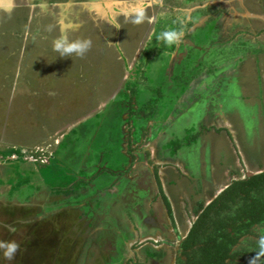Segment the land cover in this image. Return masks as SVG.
<instances>
[{"label": "rangeland", "instance_id": "rangeland-1", "mask_svg": "<svg viewBox=\"0 0 264 264\" xmlns=\"http://www.w3.org/2000/svg\"><path fill=\"white\" fill-rule=\"evenodd\" d=\"M141 8L140 23L118 14ZM64 16L69 40L88 39L91 48L60 57L45 50L54 38H37L35 48L27 43L22 66L21 36L55 34L49 25ZM168 29L183 31L179 44L156 39ZM186 85L173 101L171 90ZM81 92L88 107L100 97L104 105L82 125L85 143L72 132L58 153V137L23 151L39 127L56 128L79 113ZM174 140L171 156L164 145ZM0 141V240L19 244L14 264H152L137 249L127 260L124 250L135 196L128 178L159 182L176 204L187 197L191 209L246 175L234 163L239 151L249 172L264 170V0H0ZM149 144L162 162L157 168L147 161ZM44 157L48 164L40 163ZM117 166L122 171L105 174ZM254 232L264 235V226Z\"/></svg>", "mask_w": 264, "mask_h": 264}, {"label": "crops", "instance_id": "crops-1", "mask_svg": "<svg viewBox=\"0 0 264 264\" xmlns=\"http://www.w3.org/2000/svg\"><path fill=\"white\" fill-rule=\"evenodd\" d=\"M65 18H66L65 16L61 18H57V22H54L52 25H49V28H51L52 30L54 28H58L57 30L58 32L55 34L50 35L49 33H46L47 35H41V33H36L37 31L33 29L32 32L28 34L26 37L24 34L21 36V45H20L21 51H19L18 54H19V61L21 60L22 64L21 63L20 64L22 66L24 65L23 64L24 57L27 53V43L29 41H34L31 47L35 48L36 46L35 42L37 38H39L41 41H46V40L51 39L49 37H52L54 38L53 40H55L60 35H65L67 33V30L71 28V25L69 24L70 22L66 20ZM35 27L36 26H34V28ZM48 31H50V29H48ZM45 50L47 53H50L51 50H53V47H51V45H48L46 46ZM33 52L35 53L36 50H34ZM27 59H26V63H27ZM30 66L32 69L36 68V70L41 67V65L34 64V63L30 64ZM42 89L46 90L47 92L50 88H48L47 86H44ZM29 92L31 93V91ZM83 95H84V92H81L78 96V99L80 100L79 104H81L82 101H84V105L81 106L82 107L81 110L76 116H74L73 119L72 118L63 119V122L56 128L52 127L50 129V125L47 126V129H45L44 127H39L40 132L39 134H36V136H38L39 138L35 142L31 143L30 145L29 144L20 145L22 150L24 151V150L32 149L36 147L37 145L49 140L50 138L58 137V140L54 144L56 148L55 152L58 153V150L61 148V142L64 141L67 136L71 135L72 132H76L74 138H75V142L78 143L79 146H81L82 141H84L85 143V140H83V138H86L87 135L85 134L82 128V125L86 123L87 121L98 117V114L100 113L101 110H103L104 105H103L102 97H100L99 100L97 99L96 101H94L95 103L92 101L90 104L91 107L90 105L88 107L87 104H89V102L85 104L87 98L83 99ZM86 96H87V92H86ZM117 126L118 128H116V130L118 129L119 131V124ZM224 128L226 130H229L227 127H224ZM125 131L128 132V128ZM228 132L230 134L234 133L233 129H232V132L230 130ZM160 135L162 137L166 136L163 133H161ZM120 139L121 138H120V131H119L118 140ZM0 142L2 143L0 145L5 144L4 143L5 141H0ZM176 142H178V140H174L173 142H167L164 146H167L168 144H174ZM76 143H73V144L76 145ZM118 145H117V148H118ZM151 147H152V144H149L144 147L148 155L147 161L152 162L155 168H157V166L161 164L162 162H160L159 160L155 158V151L152 150ZM88 149L89 148H87L86 152H88ZM175 151H177V149ZM175 151L172 152L170 149L169 151L170 155L173 156L175 154ZM239 152L240 153H238V155L240 154L239 157L241 158H238L239 159L238 160L235 157L236 161H234V163L237 162L236 167L239 164V166L241 165V167H244L246 169V172L248 173H252V174L259 173L257 171L249 172L247 170L246 163L249 161V158L245 157L242 154V151H239ZM254 161L256 162V159ZM216 164H219V163L215 162V167L216 166L221 167ZM197 165L198 164H196V162L193 161L192 169L195 172L198 171ZM224 165L225 164H223L222 166ZM253 168L257 169L258 165L254 166ZM105 169H108V168H105ZM223 169L224 170L222 171V175L227 176L226 171L228 170V168H223ZM78 170L81 171V169H78ZM108 171L105 173L106 175H109L110 172L111 173L120 172L122 171V168L117 166L116 168H112L111 171L109 172ZM102 173L103 172H100L98 174L101 175ZM99 175L93 176L94 180ZM185 177L187 176L185 175ZM136 179H137L136 177L135 178L130 177L128 178L129 182L127 183V186H130L132 184L135 185L133 187V193H131V194H134L135 196H132V195L129 196V199H128L129 203L127 206L128 207L127 208L128 209V221H129V227H127L128 228L127 233L130 237L127 239L125 243H123L124 247L126 246L128 242L131 243L129 246V252L126 247L124 248L125 252L128 253L127 260H134L133 259L134 253L131 250L137 249L139 252L142 251L144 257L150 259L152 264H176L177 258L184 263L185 258L180 255L181 251L179 250V247H180V244L185 240L186 236L188 235L194 221L196 220V216L201 211L197 208L198 204L202 203L203 208L206 207L219 193H221L228 186L229 183L227 185L222 186L220 189H218L215 195H213L210 199L205 200V202H203V200H198V202L191 209H188L187 207L188 204H187V201L185 200L187 197H184V198L178 197L180 201L178 204H176L175 196H173L172 193L170 192V188L168 189L169 192H167L163 185L160 187L159 182L158 183L155 182L153 183V185H149V181L147 180L148 181L147 183V181H144V178H139V180L138 179L136 180ZM94 184H96L98 187L97 183L94 182ZM104 188L105 187L99 190H103ZM136 188L138 192H136ZM127 190H129V188ZM149 191L151 192L152 197H147ZM10 193L7 198H11L10 195L12 196V194ZM114 193L115 191H113V194ZM116 197H114V199ZM25 198L27 199L28 196ZM174 204L177 206L176 208ZM153 205L156 207L157 205H160L159 213L154 214L153 212H151L153 209ZM176 210H178L177 215L175 212ZM244 238L240 240V244L238 246L247 248L246 245L248 243H254L257 240V239L254 240V238H251V239H244ZM247 238L249 237L247 236ZM164 239H167V241L164 242ZM135 244H139V247L132 249V247ZM135 253H137V251ZM153 253L154 254L156 253V255H154ZM166 255H168V257L165 260Z\"/></svg>", "mask_w": 264, "mask_h": 264}, {"label": "trees", "instance_id": "trees-1", "mask_svg": "<svg viewBox=\"0 0 264 264\" xmlns=\"http://www.w3.org/2000/svg\"><path fill=\"white\" fill-rule=\"evenodd\" d=\"M128 85L127 83L126 87ZM186 87L187 85L178 90L172 89V100L176 101ZM121 112L122 109L117 113L118 119ZM193 138H189L190 141ZM62 143L63 141L61 146ZM186 143H190L189 140ZM171 146V151L174 152L179 143ZM262 187L264 172L247 180L233 182L204 208L199 203L197 208L202 212L179 247L185 262L177 258L176 264H249V260L259 251L257 243L250 244L249 248L241 247L238 246L239 239L245 235L255 236L252 227L264 224V197L256 198L252 195V191ZM238 204L240 205L235 208ZM258 260L264 264V256L256 261Z\"/></svg>", "mask_w": 264, "mask_h": 264}, {"label": "clouds", "instance_id": "clouds-1", "mask_svg": "<svg viewBox=\"0 0 264 264\" xmlns=\"http://www.w3.org/2000/svg\"><path fill=\"white\" fill-rule=\"evenodd\" d=\"M118 14L123 15L126 21L131 19L132 23H140L145 18L142 8L135 12L128 13L121 11ZM154 20L155 17H149L148 23H153ZM182 36V30L168 29L159 32L156 35V39L158 41H163V43L167 46H172L179 44ZM148 39H152V33H149ZM52 47L54 51L59 53L60 57H69L72 54H75L76 56H83V54L91 48V41L88 39L69 40L68 36L65 34L60 35L58 38L53 40ZM257 246L259 251L249 260V264H256V260L260 256H264V235L260 236L257 240ZM18 250L19 244L15 240H0V256L4 259L12 260Z\"/></svg>", "mask_w": 264, "mask_h": 264}, {"label": "flooded vegetation", "instance_id": "flooded-vegetation-1", "mask_svg": "<svg viewBox=\"0 0 264 264\" xmlns=\"http://www.w3.org/2000/svg\"><path fill=\"white\" fill-rule=\"evenodd\" d=\"M223 130H226L224 127H223ZM227 132L229 131V130H226ZM263 166V165H262ZM264 172V170L263 171H261V172H259V173H255V174H252V173H248V172H246V175L243 177V178H241V179H233L229 184H228V186H230L233 182H236V181H243V180H247L248 178H250V177H252V176H256V175H259V174H261V173H263ZM227 186V187H228ZM226 187V188H227ZM225 188V189H226ZM262 190H264V187H262V189H260V190H257V191H252V195L254 196V197H256V198H263L264 197V195H259V193L258 192H260V191H262ZM220 194V193H219ZM218 194V195H219ZM240 204H242V202L240 201ZM240 204H238L237 206H235V208H237ZM202 212V210L199 212V214ZM198 214V215H199ZM198 215L196 216V219H197V217H198ZM4 226H7V225H4ZM264 226V224H262V225H254L253 227H252V232L255 234V236H252V235H245V236H243V237H241L240 239H239V244H240V240L242 239V238H244V237H253L254 238V240H258L259 239V237H260V234H257L256 232H254V229H256V228H258V227H263ZM17 234H15V236H16ZM257 240H256V243H257ZM250 244H252V243H248L246 246H247V248H249V245ZM244 246H245V244H244ZM0 259H2V260H0V262L1 263H3V261L4 260H6V259H4L2 256H0ZM12 260H13V262H12ZM12 260H6V264H14V260H18V256H17V254L15 255V257L12 259ZM240 262V261H239ZM243 264H248V263H243ZM256 264H261L260 262H259V260L258 261H256Z\"/></svg>", "mask_w": 264, "mask_h": 264}, {"label": "built area", "instance_id": "built-area-1", "mask_svg": "<svg viewBox=\"0 0 264 264\" xmlns=\"http://www.w3.org/2000/svg\"><path fill=\"white\" fill-rule=\"evenodd\" d=\"M11 157L12 158L9 157V159H11V160L15 159V156L13 154L11 155ZM49 157H50V155H49ZM31 161H34V160H31ZM45 162L48 164V158L46 159V157H44L43 160H40V163H42V164L45 163Z\"/></svg>", "mask_w": 264, "mask_h": 264}, {"label": "water", "instance_id": "water-1", "mask_svg": "<svg viewBox=\"0 0 264 264\" xmlns=\"http://www.w3.org/2000/svg\"><path fill=\"white\" fill-rule=\"evenodd\" d=\"M104 5H105L106 7H109V6H110V4H107V3H106V4H104Z\"/></svg>", "mask_w": 264, "mask_h": 264}]
</instances>
